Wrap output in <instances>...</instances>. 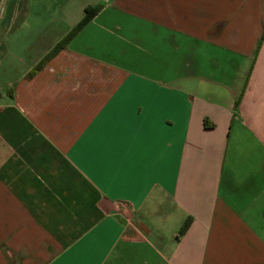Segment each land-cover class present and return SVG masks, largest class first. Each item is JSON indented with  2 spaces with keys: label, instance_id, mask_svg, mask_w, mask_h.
<instances>
[{
  "label": "crops",
  "instance_id": "obj_1",
  "mask_svg": "<svg viewBox=\"0 0 264 264\" xmlns=\"http://www.w3.org/2000/svg\"><path fill=\"white\" fill-rule=\"evenodd\" d=\"M0 30V264H264V0H6Z\"/></svg>",
  "mask_w": 264,
  "mask_h": 264
},
{
  "label": "trees",
  "instance_id": "obj_2",
  "mask_svg": "<svg viewBox=\"0 0 264 264\" xmlns=\"http://www.w3.org/2000/svg\"><path fill=\"white\" fill-rule=\"evenodd\" d=\"M101 4L88 5L85 8V15L80 22L73 27L33 68L30 75H33L37 70L43 68L47 62H49L56 54H58L63 48L67 46L70 40L101 10ZM189 226L187 221L183 227L184 231Z\"/></svg>",
  "mask_w": 264,
  "mask_h": 264
},
{
  "label": "rangeland",
  "instance_id": "obj_3",
  "mask_svg": "<svg viewBox=\"0 0 264 264\" xmlns=\"http://www.w3.org/2000/svg\"><path fill=\"white\" fill-rule=\"evenodd\" d=\"M19 27H16L14 28L13 30V36L15 35H18L19 36V32H17V30ZM10 34L6 31H1L0 30V58H2L5 54V49H4V46H5V38H7Z\"/></svg>",
  "mask_w": 264,
  "mask_h": 264
},
{
  "label": "water",
  "instance_id": "obj_4",
  "mask_svg": "<svg viewBox=\"0 0 264 264\" xmlns=\"http://www.w3.org/2000/svg\"><path fill=\"white\" fill-rule=\"evenodd\" d=\"M5 1L6 0H2L1 7H0V16L2 14V10H3V7H4Z\"/></svg>",
  "mask_w": 264,
  "mask_h": 264
}]
</instances>
